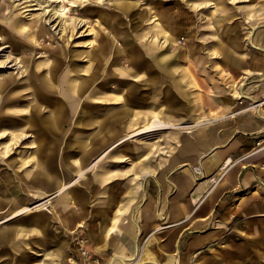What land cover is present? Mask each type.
<instances>
[{
	"label": "rangeland",
	"instance_id": "1",
	"mask_svg": "<svg viewBox=\"0 0 264 264\" xmlns=\"http://www.w3.org/2000/svg\"><path fill=\"white\" fill-rule=\"evenodd\" d=\"M40 1L42 0H0V27L7 29L3 24L4 17H17L20 14L24 23L39 24L36 16L41 12L39 9L43 8ZM251 2L252 0H101L99 4L92 3L86 7L80 6L76 11H69L76 22L82 21L83 26L71 32L67 50L82 54L84 59L78 62L82 68H86L89 59L85 57V53H89L90 58L95 60L108 45L113 28L115 34L121 37V47L140 51L138 64H141L143 58H152L151 55L162 59L175 57L179 52L183 55V49L179 48L184 47V44L170 45L167 34H171L176 42L190 37L195 42L196 54L193 56L206 57L212 64L218 58L221 60L231 57L230 48L238 44L237 40H241L240 23ZM47 5L49 3L45 4ZM4 6L8 8L6 12L2 11ZM59 36L52 33L40 34L39 46L35 49L36 59L40 56L43 57L40 60L44 59L45 54L40 53L44 50L58 52L61 43L66 45L67 37L60 43L57 40ZM16 41L18 40L15 38L14 42ZM57 58L64 61V69L67 60L58 54ZM103 63L97 64L103 70L96 74V78L103 82L98 87L100 93L91 101L81 100L82 104L78 106L70 124H64L58 132H32L31 137H27L19 146L11 143L13 150L1 158L0 221L9 220L0 227L19 230L18 237L9 239L6 245H0V256L3 258L9 259L14 253H18L33 255L37 259L36 263L42 258L48 262L59 246L58 240L68 243L67 252L75 259L76 264H84L83 260L85 264H109L118 255L137 257L148 233L146 230L135 232L133 226L131 234L130 231H124L125 220L130 215L135 217L134 206H128L130 192L147 172L150 174L143 179V188L146 192L159 191L162 187L159 178L166 167V160L176 152V145L182 134L194 129L197 123L210 126L221 117L213 109L206 111L203 108L204 96L208 95L212 96L206 98L207 105H216L212 91L217 85L227 92L228 97L236 102L240 101L232 95L239 87V78L227 72L230 67L224 64L207 66V82L203 87L194 79L192 90L196 98L191 97L190 106L186 109L182 105H177L178 108L174 106L175 98L168 90V81L149 79L143 82L144 87L140 83L141 87L136 89L138 107H135L128 97L121 98L120 102L116 101L123 86L127 92L132 89L130 79L103 81V74L108 73L104 69L105 62ZM117 63L120 64V61ZM120 65L127 68L130 63L121 62ZM6 74L7 72H1L0 76ZM164 102L171 103L169 107L174 112L191 109L200 110V113L186 114L185 119L179 118L177 121L161 114V118L177 127L163 130L149 138L131 137L135 130L143 128L149 114L147 110L151 107L157 110ZM28 103L30 104L26 106L32 105L30 101ZM11 107L14 112H19L13 105ZM130 109L138 110L137 122L130 124L133 119L129 113L125 119L118 120L117 117ZM84 110L86 113L82 112ZM28 117L29 114L25 116ZM16 119L19 120V117ZM87 119H90L89 123L85 122ZM170 133L175 135L168 145L166 141L168 142ZM125 137L127 140H123ZM33 139L36 140L37 147L30 143ZM69 143L72 145L69 146ZM117 143L119 144L108 151ZM3 148L0 145L1 152L4 151ZM103 152L106 153L100 158ZM67 157L84 159L82 171L78 173L72 163L66 162ZM96 164L103 165L102 170L94 171ZM168 175L166 172V179ZM55 178L65 183L66 187L61 194L55 192ZM42 193L49 195L42 196L39 200L38 195ZM59 205L63 206L64 213L61 212L60 218H55L52 212ZM14 214L15 217L10 219ZM39 216L46 217L45 221H41L44 222L41 234L30 231L36 221L34 219ZM119 228L122 236H117ZM111 229L115 232L112 231L113 234L109 235ZM81 248L88 252L87 259L82 256ZM151 253L159 262L164 260V251L160 246L153 248Z\"/></svg>",
	"mask_w": 264,
	"mask_h": 264
},
{
	"label": "crops",
	"instance_id": "2",
	"mask_svg": "<svg viewBox=\"0 0 264 264\" xmlns=\"http://www.w3.org/2000/svg\"><path fill=\"white\" fill-rule=\"evenodd\" d=\"M244 12L240 23L241 40L231 46L229 59L218 58L210 64L208 58H197L186 52L184 41V47L179 48L183 49V55L179 52L168 59L151 55L152 58H143L141 64L132 62L127 68L117 63L121 67H118L120 74L108 72L105 78L103 74V81L130 79L132 82L128 92L124 86L121 88L117 95L119 102L128 97L138 107L136 89L141 87L140 83L144 87L143 82L149 79L168 81V90L175 98L174 106L182 105L186 109L191 97L196 98L192 90L195 80L202 87L206 84L208 65L227 64L230 67L227 72L239 78V87H243L242 92L247 96L236 102L217 85L212 91L216 105H207L206 98L212 96L208 95L204 96L203 108L213 109L221 117L212 125L200 128L199 138L182 134L171 156L176 157L175 165L168 169L171 157L166 160L167 171H164V183L159 178L162 183L159 191L146 192L143 186L142 189L136 186L130 192L128 206H134L135 211L133 230L139 233L146 230L148 237L152 233L156 235L164 255L174 256L179 264H264V42L258 39L255 48L248 42L254 40L258 30H264V0H252ZM169 105L171 103L164 102L155 111L174 121L185 119L186 114L200 113V110L190 109L181 111V115ZM246 108L254 110L256 119L240 116ZM147 111L149 117L151 110ZM128 113L133 119L130 124L137 122L139 112L132 109L117 117L118 120L128 117ZM174 135L168 138V145ZM206 144L211 147L200 157ZM227 160L230 164L224 166ZM197 162L201 164L203 178L191 171V166ZM143 200H146L145 205ZM141 210L146 221L141 220ZM45 219V216L36 217L30 231L41 234L44 231L41 221ZM0 228L2 232L17 231V228ZM133 230L124 229L126 232ZM15 237H6L1 245ZM66 255L68 252L64 259Z\"/></svg>",
	"mask_w": 264,
	"mask_h": 264
},
{
	"label": "bare ground",
	"instance_id": "3",
	"mask_svg": "<svg viewBox=\"0 0 264 264\" xmlns=\"http://www.w3.org/2000/svg\"><path fill=\"white\" fill-rule=\"evenodd\" d=\"M100 2L101 0H42L40 4L43 5V8L39 9L41 12L36 16V22H40L37 25L34 23H24V18L21 17V14L17 17L7 16L2 19L7 29L0 27V60L2 59L0 62V73L2 72L3 74V72H7V74L2 75V77L0 76V145L4 147V151H0V160L10 153V150H13L11 143H14V146H19L27 137H31L30 135L32 132L38 133V131H47L50 133L56 130L58 132L62 129L64 124H70L78 106L82 104L81 100L86 99L91 101L100 93L98 87L103 82L99 81V78H96V74L98 71L103 70L98 68V63L105 62V70L111 72L110 75H114L116 73H121L118 71V67H121L117 64V61L124 64L127 62L137 63V61H139L141 55L140 51L136 48L126 49L123 46L121 47L119 44V39L121 37L115 34V29L113 28L110 31L111 36L108 45L102 49L101 54H99L95 60L90 58L89 53H85V57L87 56V59H89L86 68H82L81 64L78 62L80 59H84L82 54H78L75 50H67L69 49L68 43L71 39V32L77 30V28L82 25V21L76 22L69 14V11L73 9L76 11L80 6L86 7L89 4H99ZM47 3H49V5L45 6ZM7 9V6H4L2 11L6 12ZM35 28L36 31H34ZM48 33H52L54 36L56 34L60 35L57 38L59 42L67 37L66 45L60 42L61 44L57 49L58 52L55 50H44L40 52L41 54H45L44 59L40 60L39 58H43L41 56L36 59L37 54L35 49L39 46V36L40 34L46 35ZM166 36L170 38V45L173 44L177 46V43L179 44V40L176 42L171 34H167ZM15 38L18 41L14 42ZM258 39L264 42V30H258L254 40L248 41L250 46L255 48ZM185 41L187 51L192 55L196 54L192 39L187 37ZM6 54L13 59L10 60L8 56H5ZM57 54L59 56H64V60H67L65 62L67 65L64 69V61L58 59ZM12 69L15 72H12ZM9 70H11V72H8ZM107 74L108 73H104V78ZM242 88L243 87L240 86L235 89V92L232 94L236 96L235 99L242 100L247 98V96L243 94ZM100 100H102V98ZM28 101L32 104L29 107L26 106L30 104ZM11 105H13V108L19 110V112H14ZM149 109L151 110V114L142 126L143 128L135 130L131 137L149 138L163 130H173L177 127L171 125L172 123L169 120L166 121L161 118L159 112L155 111L152 107ZM243 111V114L240 115L243 118H249L250 120L256 119L257 115L253 109L246 108ZM82 112L86 113V110ZM28 114L29 117L25 118ZM17 117H19V120L16 119ZM85 122L89 123L90 119H87ZM195 126L194 130L189 129L186 133L190 134L192 138L194 136L199 138L201 136V132H199L200 128L206 126L198 125V123L195 124ZM260 126H262V124H259V127ZM17 127L21 129L18 128V130H15ZM169 135L172 137L174 134L170 133ZM51 138L54 139L53 137ZM168 138L169 137H167V140ZM123 140H127V137L123 138ZM30 143L36 147L38 146L34 139ZM118 144L119 143L112 145L108 151ZM71 145L72 144L69 143V146ZM210 147L211 146L207 144L203 146V150L200 151L199 156L204 157L206 152L205 149ZM105 153L106 152H103L100 158H102ZM174 159H176L175 156L170 158L168 169L175 165V162H173ZM66 162L72 163L73 168L79 173L82 171L85 161L82 159H69L67 157ZM229 164L230 161L227 160L224 166ZM200 165L201 164L197 162L195 165L191 166V171L193 174L196 173L203 178ZM102 168L103 165L97 166L96 164L94 171L98 169L102 170ZM164 171L165 169L161 173V180L164 178ZM149 174L150 173L147 172L143 175L142 179H140L137 184V189H142V181ZM54 181L56 184L55 192L57 194L63 193L66 187L64 185L65 183L57 178H55ZM48 195V193H42L38 195V198L41 200L43 198L42 196ZM194 200H196L195 197ZM143 203L145 205L146 200H143ZM63 209V206L59 205L52 214L55 218H60L59 216ZM25 210H27V208H25ZM141 211L143 212V210ZM14 217L15 214L12 215L10 219ZM140 217L141 220H147L145 219L144 212H140ZM8 220L4 219L0 221V225ZM132 223L133 220L132 217H130L125 220L124 226L131 230ZM156 225L158 224L154 223V226ZM120 230L119 228L117 231L118 236H122ZM112 231L115 232L114 229H111L109 230V235L113 234ZM18 232L9 230H4L2 232L0 228V245L4 240H7L6 237L15 235L18 237ZM58 245L55 254L49 258L48 262L42 258L36 263L37 259L33 255L28 256L14 253L9 259L0 256V264H76L75 259L70 255H66V260L64 259L65 253H67L68 243L63 240H58ZM158 247V237L152 233L146 239L137 257H124L118 255L113 257L109 264H179L178 259L172 255H164V260L159 262L154 254L151 253L153 248ZM83 263L85 264V260H83Z\"/></svg>",
	"mask_w": 264,
	"mask_h": 264
},
{
	"label": "built area",
	"instance_id": "4",
	"mask_svg": "<svg viewBox=\"0 0 264 264\" xmlns=\"http://www.w3.org/2000/svg\"><path fill=\"white\" fill-rule=\"evenodd\" d=\"M183 38H181V39H179V44H183ZM264 147V146H263ZM195 174V176L197 177V176H199L198 174H196V173H194ZM80 251H81V254H82V256H84V258H88L89 257V254H88V252L87 251H84L82 248L80 249ZM87 256V257H86Z\"/></svg>",
	"mask_w": 264,
	"mask_h": 264
}]
</instances>
